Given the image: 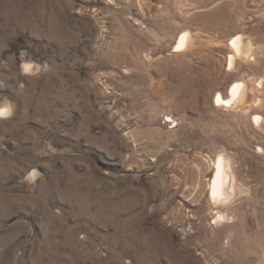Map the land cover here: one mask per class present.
Returning a JSON list of instances; mask_svg holds the SVG:
<instances>
[{"label": "rangeland", "instance_id": "1", "mask_svg": "<svg viewBox=\"0 0 264 264\" xmlns=\"http://www.w3.org/2000/svg\"><path fill=\"white\" fill-rule=\"evenodd\" d=\"M2 110L0 264H264V0H0Z\"/></svg>", "mask_w": 264, "mask_h": 264}, {"label": "bare ground", "instance_id": "2", "mask_svg": "<svg viewBox=\"0 0 264 264\" xmlns=\"http://www.w3.org/2000/svg\"><path fill=\"white\" fill-rule=\"evenodd\" d=\"M190 44V34L183 33L177 42L176 51L183 52L186 51ZM231 50L233 54L230 56V70L236 69V63L239 62L238 59L242 58H250L252 56V46L250 43H247L241 37H236L231 40ZM247 89L248 86L243 82H235L233 83L228 91L226 92V96L218 93V97L215 101L217 106H224L228 108H238L244 103H246L247 99ZM249 91V90H248ZM236 108V109H237ZM4 114L5 111L2 110L0 112ZM256 122L261 125V117L255 115ZM233 160L229 159V157L221 153L217 162L215 163L216 166V174L214 180L212 182L211 187V200L216 206H224L230 205L232 201L235 199V194L238 184V176L236 169L234 168ZM34 175V172L31 173V177ZM240 187V186H238ZM239 194V193H237ZM235 201V200H234ZM226 219L224 214H220L216 222H220Z\"/></svg>", "mask_w": 264, "mask_h": 264}, {"label": "clouds", "instance_id": "3", "mask_svg": "<svg viewBox=\"0 0 264 264\" xmlns=\"http://www.w3.org/2000/svg\"><path fill=\"white\" fill-rule=\"evenodd\" d=\"M9 115H10V113H9ZM3 118H7V116H5V117H3Z\"/></svg>", "mask_w": 264, "mask_h": 264}]
</instances>
